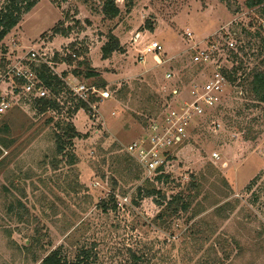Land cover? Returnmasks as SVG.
Returning <instances> with one entry per match:
<instances>
[{
	"label": "rangeland",
	"instance_id": "rangeland-1",
	"mask_svg": "<svg viewBox=\"0 0 264 264\" xmlns=\"http://www.w3.org/2000/svg\"><path fill=\"white\" fill-rule=\"evenodd\" d=\"M249 1L115 0L119 14L110 19L106 0H41L23 17L0 42V62L25 56L37 43L59 64L64 82L100 87L111 98L95 119L83 110L74 114L77 103L66 92L61 112L39 114L21 102L6 113L0 264H41L59 247L69 260L86 247L94 264H131L133 254L143 264H264V104L245 81L264 72V4ZM6 3L0 0V9ZM111 37L120 49L103 59ZM154 43L156 52L144 51ZM213 45L245 85H231L212 116L197 118L187 141L172 149V182L159 187L169 195L184 190L190 206L158 218L134 205L137 187L151 184L141 169V180H133L139 166L126 147L169 107L189 101L213 71L194 58ZM59 120L82 136L67 150L77 158L74 166L56 152ZM125 156L136 165L131 173L119 161ZM111 193L119 203L105 212L101 203Z\"/></svg>",
	"mask_w": 264,
	"mask_h": 264
},
{
	"label": "built area",
	"instance_id": "built-area-1",
	"mask_svg": "<svg viewBox=\"0 0 264 264\" xmlns=\"http://www.w3.org/2000/svg\"><path fill=\"white\" fill-rule=\"evenodd\" d=\"M228 45L232 46L233 44L229 43ZM37 47H39L37 43L33 44L29 47L26 55L17 60L1 58L0 128L4 124L6 113L21 102H30L33 105L38 100L53 99L57 101L60 108L64 107V104L59 100L60 96L56 97L40 78L39 74L42 68H45L50 75L59 77L65 86L64 92L69 95L72 103L83 104L85 109L81 110L95 119L99 113V105L104 100L111 98L110 92L80 82L71 83L69 80L64 82L65 79L58 74L56 69L59 64L53 58L42 55ZM213 47V49L209 48L213 52L201 51L194 58V62L198 65L206 67L213 65V71L207 74L208 76L203 78L200 84L194 86V90L188 97L189 101L169 107L163 117L150 122L145 129L146 134L144 133L140 139L126 147L127 154L135 159L147 179L162 173L174 162L172 149L187 141L190 129L197 123V118L211 117L213 111L222 105L225 93L232 85L230 81L232 70L227 69L222 59L218 58V53L214 52V45ZM158 48V44L154 43L144 51L156 52ZM73 57L77 58V55L74 54ZM168 77L171 76L168 75ZM172 93L179 95L177 90ZM215 126L220 128L219 123ZM213 156L219 158L217 153H214ZM123 201L127 202L128 198H123Z\"/></svg>",
	"mask_w": 264,
	"mask_h": 264
},
{
	"label": "trees",
	"instance_id": "trees-1",
	"mask_svg": "<svg viewBox=\"0 0 264 264\" xmlns=\"http://www.w3.org/2000/svg\"><path fill=\"white\" fill-rule=\"evenodd\" d=\"M41 0H7L4 8L0 9V42L22 21L23 17L31 12ZM67 3V0H63ZM220 2L229 5V0H218ZM264 4V0H250L248 2L249 7H255ZM105 15L110 19H114L118 14L119 10L115 4V0H106L104 3ZM71 21V20H69ZM59 30H56V33ZM63 32V30H62ZM71 32V29L66 33ZM112 41L106 44L102 48L103 59H108L114 52L119 51V43L116 39L111 37ZM236 69L230 75V81L232 85H239L241 82L238 81L239 78L236 76ZM40 78L43 80L46 87H48L56 97H59L65 90V86L61 80L57 77L52 76L48 73L45 68L40 70ZM66 76V74H65ZM94 74L88 73L87 77H92ZM250 88V92L255 97V100L259 103L264 104V72L258 70L254 72L251 80H245ZM237 83V84H236ZM68 95V94H67ZM36 108H38L39 114L47 113L49 110L60 111V107L57 101L53 99H42L33 103ZM85 109L83 104H76L75 109L72 111L74 114L81 109ZM88 110V109H87ZM70 112V113H72ZM72 113V114H73ZM53 119H49L48 123L51 124ZM3 127V130L1 128ZM0 132L7 131V127L2 125ZM55 127L58 132H55L56 139V152L58 155L66 156L67 162L70 166L76 164L77 158L71 152L67 153V150L72 146L73 141L78 139L81 134L76 130L73 124L65 123L61 120L56 122ZM123 164V172L131 173L133 171L134 161L125 156L123 160H119ZM136 166V165H135ZM173 163L169 165L162 173L147 179L151 185H140L137 187L135 196L133 199L134 205L140 210L150 212L152 214L160 213L157 217L161 218L163 214L172 212V214H180L187 212L189 209V202L186 200L185 192L179 191L176 194L169 195L166 191H163L159 186H167L171 181L170 171L172 170ZM137 174L133 178L135 181H140L142 177V172L139 167H137ZM142 173V174H141ZM195 188V183L191 182L188 186V191ZM127 198L125 195L122 197ZM109 203H112L113 209H117L119 202H117L116 195L111 193L108 200H104L101 203V208L103 211L107 212ZM93 254L92 251L86 247H81L74 258V260H69L63 251V248L59 247L52 250L42 261L41 264H94L92 261ZM131 264H143V260L140 256L136 254L132 255Z\"/></svg>",
	"mask_w": 264,
	"mask_h": 264
}]
</instances>
